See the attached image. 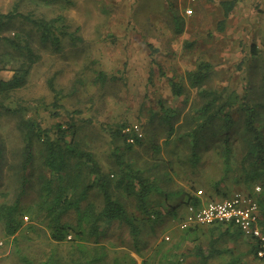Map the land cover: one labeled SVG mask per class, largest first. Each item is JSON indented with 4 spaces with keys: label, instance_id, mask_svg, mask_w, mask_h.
I'll return each mask as SVG.
<instances>
[{
    "label": "rangeland",
    "instance_id": "374dc122",
    "mask_svg": "<svg viewBox=\"0 0 264 264\" xmlns=\"http://www.w3.org/2000/svg\"><path fill=\"white\" fill-rule=\"evenodd\" d=\"M220 1L0 0V13H17L0 25V78H9L24 60L3 37L21 44L28 40L39 54L26 84L4 99L15 112L0 114V206L17 202L20 223L8 234L1 210L0 264H87L94 256L101 258L95 264H199L196 247L213 251L211 264H264L251 251L255 241L236 225L225 231V225L210 224L192 232L178 226L187 194L196 187L216 198L250 193L264 221V176L252 175L251 159L243 158L248 141L242 135L240 104L243 99L250 105L264 103V0H237L222 31L216 27L223 13ZM188 6L191 14L184 12ZM30 19H56L51 32L60 38L58 49L39 39ZM201 63L209 67L204 87L232 102L233 124L224 129L218 120L193 149L185 133L200 121L197 111L204 99L187 73ZM49 79L59 91V107L52 105ZM174 85L182 88L181 95L173 94ZM168 115L169 123L164 121ZM22 118L40 122L50 135L57 123L75 124L79 142L94 153L103 173H114L111 178L119 176L118 155L133 172L140 171L150 187L144 204L146 212H152L149 220L135 196L121 197L128 214L137 219L135 237L119 220L100 222L98 235H87L81 212L71 209L62 221L74 228L64 240L51 238L47 219L36 209L37 176L45 173L41 143L34 146L23 173L26 181L20 177ZM132 122L139 123L146 136L129 150L115 133ZM228 145L229 170L220 154ZM114 192L124 194L118 187ZM102 204V193L94 187L80 209H99ZM79 226L80 235L75 233Z\"/></svg>",
    "mask_w": 264,
    "mask_h": 264
},
{
    "label": "trees",
    "instance_id": "16d2710c",
    "mask_svg": "<svg viewBox=\"0 0 264 264\" xmlns=\"http://www.w3.org/2000/svg\"><path fill=\"white\" fill-rule=\"evenodd\" d=\"M236 1L237 0L220 1L223 13L222 18L216 23L218 30H224L225 20L234 8ZM16 14L17 13L12 11L8 13H0V25L4 24L6 19L10 20L14 18ZM18 14L24 18H30L27 15ZM4 18L6 19L3 20ZM30 21L39 30L40 40L50 41L54 48H59L60 38L57 34L51 32V26H53L56 19H50L48 21L30 19ZM181 30L182 28L179 26L177 31L180 32ZM60 34L65 35L66 31L60 30ZM2 39L4 40V43L12 46L24 56V60L13 69V73L9 78H0V114H8L15 112V109L7 105L4 102V99L13 90L26 84L30 68L39 58V54L34 51L28 40L21 44L18 40L12 37L5 36ZM151 61H153V59ZM208 68L209 67L206 63H201L195 71L187 73V79L190 85L199 88V95L204 99L201 108L197 111L198 119L200 121L185 133V136L190 140L193 149L196 148V144L200 139H204L207 136L208 129H210L218 120L221 121V127L224 129L231 128V125L233 124V119L230 117L229 113L232 102L228 99H222L221 93L216 90L207 89L203 85L208 77ZM48 86L54 93L52 105L54 107H59V91L54 87L53 79L48 80ZM172 88L174 95L182 94V88L180 86L174 85ZM240 104L244 111L242 112L244 113V116L241 123L242 135L244 140L246 139V141H248L247 154L243 155V158L247 156L248 159H251L250 168H252V175L255 174L256 176H259L258 178H263L264 112L261 111L260 107L262 106L264 108V103L259 102L250 105L245 99H243ZM163 109L166 110L165 108ZM164 121H167V123L171 121L169 115ZM18 127L23 139L19 162L22 182H25L27 179L26 175L23 173L27 170L33 159L34 146L40 143L43 145V153L41 151V164L43 165V168H45V173L37 176L40 199L36 204V209L38 212L43 213L47 219L51 238L58 241L64 240L68 232L74 228L70 226V224L62 221V216L71 209L78 210L83 215H81V218L85 220V223L87 224V235H98L100 222L109 223L114 220H119L125 221L128 224L132 235L134 237L136 236L137 228L135 221L137 219L134 215L128 214L121 197L135 196L138 204L142 206L141 211H148L144 204L146 197L149 194L150 187L147 179L142 177L139 170L133 172L130 164L125 163L123 158L118 155L116 157V162L118 164L116 167L118 169H116L119 172L115 174H119V176L111 178L114 176L113 172L111 173V176L109 175V172L103 173L102 166L96 159L94 153L84 148L79 142V128L71 122L67 123L65 126L61 123H57L55 126L56 130L55 132L53 131L54 135H50L48 132L49 128L43 127L40 122L30 118H22L18 122ZM140 130V134L138 132L128 133L121 131L120 133L116 132L115 134H118L119 137H123L125 147L130 150L134 145H140L145 139L146 134L141 126ZM129 136L133 137V142L128 140ZM227 138L228 136L226 135L224 140L227 141ZM3 152L4 147L0 139V160L2 159ZM220 154H223L225 168L229 170L232 154L229 145L223 147ZM124 165L126 166L124 167ZM46 170L49 173L48 175H45ZM251 171L250 169L245 170V176L249 177ZM91 175H93V177H89ZM94 187L98 188L102 193V206L99 209H96L93 205H89V207L84 210L80 209L81 202L86 199L88 191ZM116 187L122 188L124 194H116V192H114ZM198 188L201 187H196L192 192L187 194V199L185 200L186 204L197 200L194 192ZM203 190L208 197H215L212 194L207 193L205 189ZM22 191L23 189L21 188L19 195ZM223 196L227 195L223 194ZM16 209L17 202L0 206V212L2 210L1 213L5 218L8 234H14L20 227L19 220L15 216ZM156 212L158 215L160 214L159 211ZM145 214H147L146 218L149 220L152 212L150 213L149 211ZM213 225L224 226L220 223ZM262 227L264 231V221H262ZM197 228H199V226L189 227L185 230L187 232H192ZM75 230V233L79 235L83 232L81 226ZM227 230L228 226L225 227V231ZM257 246L258 245L254 242L251 249L255 257H258ZM195 254L199 260V264H211L209 259L213 255V251L206 253L200 247H196ZM258 258L264 259V255ZM100 260V256H94L87 264H95L96 261ZM78 264H81V262ZM178 264L181 263L178 262Z\"/></svg>",
    "mask_w": 264,
    "mask_h": 264
},
{
    "label": "built area",
    "instance_id": "2783aa9c",
    "mask_svg": "<svg viewBox=\"0 0 264 264\" xmlns=\"http://www.w3.org/2000/svg\"><path fill=\"white\" fill-rule=\"evenodd\" d=\"M194 2V0H187ZM191 6L185 7L184 12L191 14ZM123 132H138L137 122L126 125ZM128 140L133 142V137ZM197 200L186 204L185 212L179 216L178 226L182 229L210 224H223L226 227L236 225L246 236L251 237L258 245V256L264 255V231L262 227L261 211L254 195L249 193L232 194L220 198L208 197L202 188L194 192Z\"/></svg>",
    "mask_w": 264,
    "mask_h": 264
}]
</instances>
